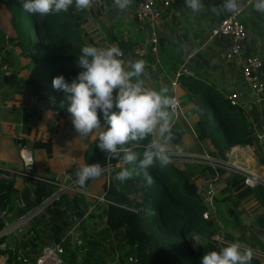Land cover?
<instances>
[{
  "label": "trees",
  "instance_id": "trees-1",
  "mask_svg": "<svg viewBox=\"0 0 264 264\" xmlns=\"http://www.w3.org/2000/svg\"><path fill=\"white\" fill-rule=\"evenodd\" d=\"M91 1L97 6L96 11H100L101 4L108 0ZM99 1L100 4H97ZM0 3L9 17L8 30L4 32L0 26V67L6 64L7 68H16L17 61L6 45L19 48L26 65L32 67L28 78L34 96L50 110L72 119L67 111L64 93L55 88L52 92L45 90L44 81L53 84L56 76L63 75L70 83L83 71L78 65L81 48L85 44L94 45L83 27L88 19L85 10L76 9L74 4L67 12L40 16L25 12L23 0H0ZM1 22L6 26L3 19ZM107 36L120 47L122 54L131 56L130 60L138 59L134 47L120 39L112 27L107 29ZM3 71L0 70V74ZM185 85L194 101L196 123L200 128L198 138L209 139L222 159L227 158L232 146L246 145L251 141L253 134L248 116L238 102H231L229 93L225 94L216 86L192 76H187ZM98 116L104 125L103 113L98 111ZM172 131L174 136V126ZM178 138L174 136L172 140L177 141ZM150 139L140 141L134 147L138 159L128 165L118 159H107V154L97 144L86 150V163H100L102 167L107 163L113 165L103 184L102 199L94 201L91 209H88L91 201L84 194L68 189L57 193L45 205L41 217L47 216L48 239L44 244L61 243L63 264L69 252L68 232L75 221L83 222L85 227L81 238L82 248L86 250L82 264H201L206 252L218 251L228 244L212 237L214 220L204 217L207 205L197 182L193 180V173L172 160L167 167H161L156 162L149 169L154 181L150 185L143 175L134 174L126 182L117 179L116 174L123 167L139 171V159ZM33 147H44L51 155L50 141L34 140ZM215 168L224 179L221 197L216 200L219 205L216 207L217 213H223L225 209L227 215L233 218V226H239L237 207L241 198L253 199L254 206L261 207L254 221L264 230V183L249 186L244 183L242 174L223 167ZM28 179L32 187H24L19 192L15 188L9 189L12 181L0 179V194L4 198L0 209L11 207L17 200L16 213L24 214L39 206L57 189V185L48 181L33 177ZM124 184L140 192L141 197L131 199ZM88 221L92 223L87 225ZM2 223L0 217V227ZM2 241L0 238V245ZM113 241L129 244L130 249L118 254L120 247ZM74 253L71 251V254ZM250 264H260V259L253 255Z\"/></svg>",
  "mask_w": 264,
  "mask_h": 264
},
{
  "label": "crops",
  "instance_id": "crops-1",
  "mask_svg": "<svg viewBox=\"0 0 264 264\" xmlns=\"http://www.w3.org/2000/svg\"><path fill=\"white\" fill-rule=\"evenodd\" d=\"M163 1L157 0V6H163ZM168 1L169 5L163 6L164 12L160 14L155 24L149 20L140 21L135 13L131 18V12L128 23L122 26V17H118L119 21L113 23L111 27L116 35L119 31V38L128 41L129 44L139 45L135 47V51L142 46L145 48L147 54L142 59L146 65L143 73L145 86L157 90L167 86L168 95L175 94L179 99V110L172 116V126L176 129L174 136L179 138L177 141L171 139L168 142L170 155L188 153L205 158L211 156L215 161L235 163L264 179V90L257 92L244 80L239 61L224 57V52L230 44L229 37L209 38L212 26L226 14H216L211 11L212 6L220 5L222 0H201L203 7L198 14H193L191 9L185 6V0ZM131 3V6L135 7V1L132 0ZM125 11H130V6ZM251 12L254 14L253 17ZM242 16L247 30L245 50L261 56L264 62V15L255 8H249ZM100 25L99 23L98 26ZM144 26L149 29L148 35ZM124 28H129L128 36L131 35V39L124 36L126 35ZM152 30L158 34V43L162 41L161 49L153 53L148 46L151 45L148 37ZM121 34L124 37L120 36ZM176 40V49L172 51L167 49L163 56H160L163 45H171L174 48ZM112 44L116 45V43ZM193 45L196 48L189 53ZM155 49L157 48L154 47L153 50ZM122 57L123 60H127L123 54ZM21 59L24 62L21 61L23 63L17 68L10 69L12 72L8 73L3 81L0 80V179L12 181L9 189L15 188L17 192L24 187H32L28 179L32 177L18 172L23 169L19 151L25 147L31 149L34 158L32 174H39L69 186L70 182L77 179L75 176L77 168L86 163V150L98 143L97 137L95 135L80 137L69 116L50 110L34 96L28 78L32 67L26 65L25 59L22 57ZM181 66H186L188 72L180 77L177 85L173 86L171 81L176 70ZM261 75L264 78V63ZM187 76L212 84L225 94L235 92L238 105L248 116L253 134L251 141L246 145L232 146L227 152L226 159L219 156L209 139L198 138L200 128L196 123L193 97L185 85ZM44 82V89L48 90L49 81ZM48 91L52 92V90ZM34 140L50 141L51 155L47 154L44 147H33ZM207 162L208 160L205 164H208ZM177 165L185 167L183 164ZM189 165L191 167L186 169L194 171L193 178L199 190L202 188L204 194H209L210 191L205 190L204 186L208 185V190H212L213 183H216L221 194V188L224 186L223 177L220 174L219 178L212 175L213 177L208 180L213 171L217 173L212 169V165H207L206 169L197 168L198 171L192 167V164ZM207 168L210 169L207 171ZM105 179L104 172L99 178L90 179L85 186L74 190L84 194L88 200H93L94 204V201L101 200L103 196ZM1 190L3 191L4 188ZM5 198L7 199V195ZM248 200L253 199L248 198ZM3 201L4 198L0 194V206ZM252 204L255 211L261 209L260 206H254V200ZM17 205L19 203L16 200L11 207L0 209L3 222L0 227V238L3 239L0 245V264H34L38 250L46 245L44 242L48 239L47 216L41 217L40 211L29 217H24L26 213L18 215ZM84 228L82 222L76 232H68L69 252L64 264H82L83 253L86 251L82 248L81 240ZM71 251L75 253L71 254Z\"/></svg>",
  "mask_w": 264,
  "mask_h": 264
},
{
  "label": "clouds",
  "instance_id": "clouds-1",
  "mask_svg": "<svg viewBox=\"0 0 264 264\" xmlns=\"http://www.w3.org/2000/svg\"><path fill=\"white\" fill-rule=\"evenodd\" d=\"M132 0H114V6L126 10ZM91 0H23L22 8L32 15L45 16L67 12L75 4L87 8ZM185 6L193 14H198L203 5L201 0H185ZM253 7L264 15V0H254ZM241 8L240 0H222L212 6L216 14L235 13ZM119 47H97L85 44L78 57V65L83 71L70 83L63 75L53 79V87L64 93L67 111L72 116V124L80 137L95 135L98 148L105 152L107 159L121 160L125 165L137 161L134 147L140 141L151 137L139 159V171L123 167L117 172V179L126 182L133 175H143L152 184L149 169L159 162L167 167L172 161L168 142L174 138L172 116L176 105L174 97L168 95L167 86L159 90L145 86L141 79L145 71V61L122 58ZM113 109H116L115 111ZM103 113L104 125L98 116ZM104 168L100 163H85L78 167L76 183L83 187L90 179L102 176ZM253 252L239 242L228 243L218 251L206 252L201 264H250Z\"/></svg>",
  "mask_w": 264,
  "mask_h": 264
},
{
  "label": "rangeland",
  "instance_id": "rangeland-1",
  "mask_svg": "<svg viewBox=\"0 0 264 264\" xmlns=\"http://www.w3.org/2000/svg\"><path fill=\"white\" fill-rule=\"evenodd\" d=\"M97 4H100V1L97 2ZM131 5H132V3L130 4V11H127V12L125 10L122 12H120L121 10L119 12H116L119 9L114 6V0H110V1L108 0L105 4H101L102 8L100 11H96L97 6L95 5V3L93 1H91L90 5L87 8H83L85 10L86 16L88 17V19L85 21L83 27H84L85 32H87V35L91 36L90 37L91 40L94 41V46L108 47V46H110V44H112L109 42L111 40L107 36V29L109 27H111L113 23L115 24V22L119 21L118 17H122V19H121L122 26L124 25V23H128V19L130 18L129 13L132 12V14H131V18H132L133 14L135 13L134 10L136 9L134 6H131ZM75 8L78 9V7H76V6H75ZM2 9H3V12H2ZM159 11L161 14H163V12H164L163 6L160 5ZM4 12L6 13L7 11L3 8L2 4L0 3V26H1V29L4 32H6L8 30V27H9V17H8V13L5 14ZM242 14L240 15L241 19L243 17ZM253 16H254V14L251 12V17H253ZM2 19L4 20V23L6 26L1 24ZM135 20H137V19H135ZM136 22H138V21H136ZM99 23L101 24L100 26H98ZM130 28H131V26H130ZM145 29L147 30L146 33L148 35L149 29L147 27H145ZM124 30H125L124 34H126L124 36H126L128 39H131L132 36L131 35L128 36L129 28H124ZM118 32H117V34L119 35ZM120 36H123V34H121ZM148 39H150V35H149ZM130 44H132V43H130ZM161 45H162V41L160 42V44L159 43H151V45H148V46L151 47L150 51L153 53V52H157L158 49L160 50ZM174 45H175L174 48L171 45H168V46L163 45L160 56H163L162 54L164 53V51H167V49L171 50V51L173 49H176L177 40L175 41ZM131 46H133L134 49H135V47H139V45H135V44H132ZM154 47L157 49L153 50ZM6 48L8 50H10V52L13 55V58L17 61L18 65H15V66L18 67L20 64H22L24 62L21 59V55L19 53V48H14L13 46L8 45V44L6 45ZM141 48H138V49L143 50V52H142L143 54L140 52L138 53L136 51L137 52L136 56L138 57V59H144V56L147 54L145 51V48L143 46ZM123 56H125L127 59V60L124 59L125 61H128L131 59V56L129 54H127V55L123 54ZM21 61H23V62H21ZM7 66L8 65L3 64L0 67L1 71L4 70L0 74V80L1 81H3V79H5V77L8 75V73L12 72L9 67L7 68ZM141 79H144V74L142 75ZM47 89L50 91L51 90L54 91V87H53L52 82L49 81V87ZM170 157L173 158L172 161H174L176 165L177 164H181V165L183 164L185 166L184 169L187 171H190V172H192V171L189 169H186V168L191 167V165H189V164H192V167L196 168L197 171H198L197 168L206 169L207 165H209V166L212 165L213 166L212 169L216 170V168H215L216 165L213 164V162H216V161L213 158H211V156H208L207 158H205V157H201V156H193V155H190L188 153H182V154H175L173 156L170 155ZM206 160H208V162H207L208 164H205ZM218 167H220V166H218ZM111 169L112 168H110L109 170H107L106 168L104 169L106 179L108 178L109 172L111 171ZM212 175H214L215 178L220 176L218 172L216 173L213 171V174H211V177H209L208 180L213 177ZM76 180H73L72 182H70L69 189L78 190L80 188V186L76 183ZM193 180H194V178H193ZM263 182H264V179L261 178V183H263ZM125 185L126 184H124V186ZM121 186H123V184H121ZM213 187H214V189L207 190V191H210L209 194H204V192L202 191V188H200V190H199L200 194L202 196H204L203 201L207 205V209L203 212V214H204V216L206 214L208 216V218H212L214 220V224L212 226L214 233L212 234V237H214L215 239H217L218 241H221V242H228V243L239 242V243H241V245L244 248H250L252 250L253 255L257 256L260 259V264H264V230H262L254 221V218L257 215V212H259V211H257V210L255 211V209H253V207H252L253 200H248V198H245V197L241 198L240 203L237 207L240 225L239 226H235V225L233 226V222H232L233 218L231 216L227 215V211L225 209H224L223 213H217L216 207L218 205V203H217L218 201H216V200L221 197V194H219L218 185H216V183L215 184L213 183ZM124 188L128 189L127 190L128 196L131 199H139L141 197V193L133 190L132 187L127 188V185H126ZM102 193H103V191H102ZM45 205H46V200L44 202H42L39 206L30 210L29 212L27 211L26 215L24 217H29L30 215L32 216L37 211H40V212L44 211ZM92 207H93V202L91 201V203L88 206V209H91ZM218 207H219V205H218ZM91 220H93V219H91ZM91 223H92V221H88L87 225H90ZM81 225H82V223H78V221H75L74 224L71 225L69 232H72V233L76 232L77 229H79V227H81ZM113 243H115V244L117 243V246L120 247L119 249H117L118 254H121L123 251L130 249L129 244H123L120 241L119 242L113 241ZM112 264H113V262H112Z\"/></svg>",
  "mask_w": 264,
  "mask_h": 264
},
{
  "label": "built area",
  "instance_id": "built-area-1",
  "mask_svg": "<svg viewBox=\"0 0 264 264\" xmlns=\"http://www.w3.org/2000/svg\"><path fill=\"white\" fill-rule=\"evenodd\" d=\"M135 1V14L137 18L144 21H151L156 23L160 17L159 7L157 6V0H134ZM241 8L235 13H226L212 26L209 38L214 36H226L230 38V44L224 52V57L228 60L239 61L241 65V71L243 78L248 82L257 92L264 90V78L261 75V69L263 67V59L261 56L255 53H249L245 50V41L247 38V30L245 23L242 21L240 15L249 8H254V0H240ZM169 1L164 0L163 6H168ZM151 43H158V35L154 30L150 33ZM120 49V48H119ZM121 50V49H120ZM136 51L141 53V50L136 49ZM122 52V51H121ZM188 69L186 66H181L176 70L175 76L171 81L173 86L177 85L180 77L186 74ZM175 98L176 105L174 107L173 113H177L179 110L180 102L177 95H170ZM236 93L232 92L228 94L232 103H237ZM22 160V170L19 173L28 175L35 179H41L48 181L57 185L56 191H54L48 198H46V204H48L53 198L56 197L57 193L65 191L69 188L66 184H60L56 180L43 177L38 174H32L33 167L35 165L32 151L30 148H21L19 151ZM214 165L225 168L228 171H234L240 173L244 176V183L249 186H254L257 183H261L260 176L245 168L235 164V163H225L223 160H218L213 162ZM113 165L107 163L103 168L109 170ZM264 183V182H263ZM23 204V203H21ZM204 217H208L206 214ZM63 247L60 242L54 244H46L42 246L37 255L35 256L34 264H63L62 254Z\"/></svg>",
  "mask_w": 264,
  "mask_h": 264
},
{
  "label": "water",
  "instance_id": "water-1",
  "mask_svg": "<svg viewBox=\"0 0 264 264\" xmlns=\"http://www.w3.org/2000/svg\"><path fill=\"white\" fill-rule=\"evenodd\" d=\"M195 48H196L195 45H193V46L190 48L189 53H191L192 51H194ZM204 189H205V190H208V185H205V186H204Z\"/></svg>",
  "mask_w": 264,
  "mask_h": 264
}]
</instances>
